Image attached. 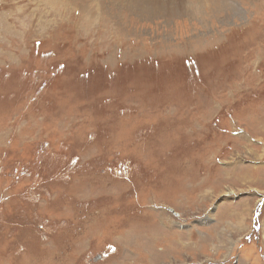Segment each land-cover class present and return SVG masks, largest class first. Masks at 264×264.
Returning <instances> with one entry per match:
<instances>
[{
	"label": "rangeland",
	"instance_id": "obj_1",
	"mask_svg": "<svg viewBox=\"0 0 264 264\" xmlns=\"http://www.w3.org/2000/svg\"><path fill=\"white\" fill-rule=\"evenodd\" d=\"M235 3L0 0V264H264V0Z\"/></svg>",
	"mask_w": 264,
	"mask_h": 264
},
{
	"label": "bare ground",
	"instance_id": "obj_2",
	"mask_svg": "<svg viewBox=\"0 0 264 264\" xmlns=\"http://www.w3.org/2000/svg\"><path fill=\"white\" fill-rule=\"evenodd\" d=\"M204 3H207L208 5L210 4L212 8L215 6L216 9H212L210 13H221L222 11L229 10L232 12L238 13L237 5L235 3L236 0H202ZM41 9V8H39ZM231 13V12H230Z\"/></svg>",
	"mask_w": 264,
	"mask_h": 264
}]
</instances>
